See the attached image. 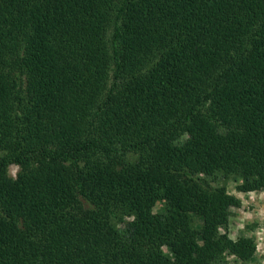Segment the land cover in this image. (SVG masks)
<instances>
[{
    "label": "trees",
    "instance_id": "trees-1",
    "mask_svg": "<svg viewBox=\"0 0 264 264\" xmlns=\"http://www.w3.org/2000/svg\"><path fill=\"white\" fill-rule=\"evenodd\" d=\"M217 174L264 189V0H0V264L249 261Z\"/></svg>",
    "mask_w": 264,
    "mask_h": 264
},
{
    "label": "rangeland",
    "instance_id": "rangeland-1",
    "mask_svg": "<svg viewBox=\"0 0 264 264\" xmlns=\"http://www.w3.org/2000/svg\"><path fill=\"white\" fill-rule=\"evenodd\" d=\"M19 166L13 165L9 169L12 177L19 173ZM205 183L211 187H226L227 191L240 200V206L232 209V216L226 232L233 240L239 238L252 239L255 243V253L251 260L242 261L234 255H228L218 264H264V189L244 193L239 191L238 186L242 184L239 176L224 177L217 174L216 177L207 178L203 176ZM160 206L157 207L159 210ZM124 220H132V217L125 216ZM198 218L195 224L201 226ZM165 252L169 254L168 250Z\"/></svg>",
    "mask_w": 264,
    "mask_h": 264
}]
</instances>
